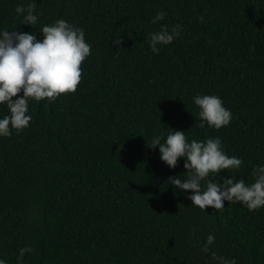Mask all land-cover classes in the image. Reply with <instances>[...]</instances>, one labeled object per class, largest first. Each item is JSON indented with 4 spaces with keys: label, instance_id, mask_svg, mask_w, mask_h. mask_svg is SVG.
Listing matches in <instances>:
<instances>
[{
    "label": "trees",
    "instance_id": "obj_1",
    "mask_svg": "<svg viewBox=\"0 0 264 264\" xmlns=\"http://www.w3.org/2000/svg\"><path fill=\"white\" fill-rule=\"evenodd\" d=\"M29 2L0 0V30L42 39L43 26L64 19L84 30L91 51L75 92L30 99L29 126L0 137V259L264 264V207L192 206L191 192L169 180L187 178L183 158L169 169L151 147L160 129L165 139L168 130L185 131L189 142L218 137L243 163L216 181H255L264 165V0H36L31 26L15 12ZM161 11L160 24H179L181 34L153 53L146 41ZM196 95L219 96L230 124L199 127ZM7 114L0 105V118Z\"/></svg>",
    "mask_w": 264,
    "mask_h": 264
},
{
    "label": "clouds",
    "instance_id": "obj_2",
    "mask_svg": "<svg viewBox=\"0 0 264 264\" xmlns=\"http://www.w3.org/2000/svg\"><path fill=\"white\" fill-rule=\"evenodd\" d=\"M36 0L26 5H17L15 12L23 19V25H35L39 19L35 13ZM166 14L157 12L151 23L160 24ZM202 19V17H201ZM35 35L18 30H0V105L8 109V114L0 118V137H8L13 130L17 133L29 126V101L47 99L54 101L62 94L76 91L81 80V64L90 55L91 46L85 40L84 30L75 27L64 19L52 25L43 26ZM181 34V25L171 28L160 24L156 32L149 34L147 43L153 53H159L161 46L171 44ZM113 47L121 44L119 39L111 41ZM22 93V95H19ZM13 97H17L13 99ZM193 103L198 108L201 121L199 127L206 125L220 129L230 124L231 110L223 106L217 95H196ZM151 141L152 148H159L160 160L169 168L177 166L178 158H183L185 174L183 181L171 177V185L182 192H191L187 199L191 205L201 210L211 207L224 208L225 201L239 202L249 210L264 207V165L257 166L251 184L237 180L235 176L217 182L222 170H237L243 163L241 159L225 154L220 138L206 140L186 139L185 131H164ZM163 139V143L161 142ZM207 178L206 188L201 181ZM215 237L208 235L203 251L207 252ZM31 251L29 247L20 249V256ZM0 264H6L0 259ZM221 264H235V260H222Z\"/></svg>",
    "mask_w": 264,
    "mask_h": 264
}]
</instances>
